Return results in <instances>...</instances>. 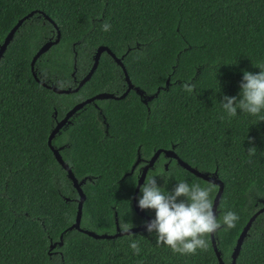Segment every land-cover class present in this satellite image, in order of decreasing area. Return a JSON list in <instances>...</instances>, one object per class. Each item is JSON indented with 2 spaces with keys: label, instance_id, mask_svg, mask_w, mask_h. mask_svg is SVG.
<instances>
[{
  "label": "trees",
  "instance_id": "obj_1",
  "mask_svg": "<svg viewBox=\"0 0 264 264\" xmlns=\"http://www.w3.org/2000/svg\"><path fill=\"white\" fill-rule=\"evenodd\" d=\"M32 10L0 58V264H220L210 234L205 248L181 255L156 245L146 230L94 238L67 229L78 192L47 143L55 116L98 91L121 94L124 81L121 68L103 51L77 91L57 93L40 84L31 58L56 37L43 13L61 35L34 63L40 80L74 87L73 77L88 71L103 44L123 55L135 85L156 93L146 105L132 90L120 99L107 98L101 102L103 116L87 104L52 138L54 146L66 143L59 152L76 178L85 177L81 226L113 233L115 216L118 224L144 223L132 204L136 168L123 175L138 148L149 158L157 148L173 145L181 159L216 172L224 183L217 218L231 209L239 220L230 229L221 225L214 236L223 260L230 261L242 227L264 204V120L247 113L221 119L217 101L222 94L238 95L241 70L255 72V65L264 63V0H0V43ZM104 22L111 25L108 31ZM185 82L193 84L191 91ZM163 162L173 176L167 189L184 179L209 187L213 199L217 185L174 158L159 155L146 176ZM156 181L162 184L161 177ZM250 196L258 197L255 203H249ZM143 210L152 218L153 210ZM61 233L63 244L50 248ZM130 239L138 241L139 253L129 248ZM235 264H264V211L250 225Z\"/></svg>",
  "mask_w": 264,
  "mask_h": 264
},
{
  "label": "clouds",
  "instance_id": "obj_2",
  "mask_svg": "<svg viewBox=\"0 0 264 264\" xmlns=\"http://www.w3.org/2000/svg\"><path fill=\"white\" fill-rule=\"evenodd\" d=\"M101 27L108 31L111 25L104 22ZM255 67L259 70H241L238 95L222 94L221 99L217 101L222 109L221 119L247 113L256 116V121L264 120V63ZM183 87L191 91L194 86L191 82H185ZM165 163H161L154 173L144 175L143 182L139 184L136 204L141 209L153 210L152 218L145 223V230L154 235L156 245H165L173 253L192 254L197 249L205 248V236L215 232L221 225L226 229L234 227L239 215L229 209L222 217L217 218L207 186L190 184L184 179H174V186L170 190L167 189L164 185L167 184L168 178L173 176L168 167L164 168ZM140 175L141 168L136 170V181ZM157 176L162 178V184L157 183ZM257 199L258 197L250 196L249 203H255ZM131 227L130 220L125 219L119 224L122 233L131 234ZM128 246L133 254L140 252L137 240L130 239Z\"/></svg>",
  "mask_w": 264,
  "mask_h": 264
},
{
  "label": "water",
  "instance_id": "obj_3",
  "mask_svg": "<svg viewBox=\"0 0 264 264\" xmlns=\"http://www.w3.org/2000/svg\"><path fill=\"white\" fill-rule=\"evenodd\" d=\"M35 12V10L29 11L28 13H26L25 15H23L22 17H20L16 23L9 29V31L7 32V34L5 35L4 39L2 40V42L0 43V58L7 46V44L9 43V41L12 39L16 29L18 28V26L21 24V22L23 21V19L31 16L33 13ZM41 13V12H40ZM43 16L48 19L49 21H51V23L54 25L55 29H56V37L54 39H48L46 40L37 50L36 52L33 54L31 61H30V68L32 71V74L34 76V78L39 81L40 84H42L43 86L52 89L54 92L57 93H71V92H75L78 90V88L80 86H82L91 76V74L93 73V71L95 70L100 54L103 51H107V53H109L111 55V57L114 59V61L120 65V67L122 68L123 72H124V77L126 79L127 82V88L125 89L124 92H122L121 94H115L113 92H108V91H102V92H98L95 93L92 96H89L87 98H85L84 100L77 102L76 104H74L66 113L65 115L60 118L59 120H57L55 126L51 129L48 137H47V143L50 147V149L52 150L56 160L59 162V164L66 170L67 172V176L68 178L72 181L73 186L76 188L77 192H78V198H77V209H76V214H75V218L73 223L67 228L68 230H71L73 228L82 231L94 238H113L115 236H119V235H123V234H127V233H122L119 230V224H118V219L115 216V231L113 233H98L94 230L91 229H87L81 226L80 222H81V216H82V206H83V202L85 200V193L81 187V185L84 183L85 181V177L78 180L76 178V176L74 175L71 167L69 166V164L63 159L60 151V147L54 146L51 143L52 138L55 136V134L60 130V128L69 121V117L75 113L77 110L81 109L86 103H89L90 101L97 99V98H113V99H120L123 98L126 93L133 87V84L129 78V75L126 71V68L124 66V63L122 61L123 55L121 56H117L115 55L106 45H98L95 53L93 54V61L92 64L90 66V68L88 69V71L86 72V74L81 77V79L77 82V85L74 87L68 86L66 88H61L59 86H57L54 83H46L44 80H40L35 72L34 69V63L36 61V59L45 51H47L52 45L56 44L59 39H60V29L58 28L57 24L45 13H43ZM169 84V79L166 80L165 85L167 86ZM134 90L140 95L142 101L144 103H147L148 100L152 99L153 96L156 94H146L144 92L143 89H141L138 86L134 87ZM56 113V110H55ZM162 154L165 158L171 159L174 158L175 161L177 162V164H179L181 167L185 168L186 170H188L189 172H191L192 174H194L197 177H200L203 180H206L208 182H211L215 185H217V190L213 196V210L214 212H216L217 215V208H218V204H219V200L223 191V186L224 183L223 181L217 176L216 172H205V171H201L199 169H197L194 166H191L188 162L184 161L183 159H181L177 153L174 151L173 149V145L172 147L169 148H157L152 155L144 160V164L141 166V175L140 177H138L136 185L134 187V191H133V195H132V204H133V209L135 211V213L137 215H140L142 217L145 218V222L138 224V225H133L130 228V232H137L140 230H145V223L151 219V217L149 215H147L143 209L139 208L136 204V199H137V194L139 191V184L143 182V177L144 175L146 176V173L148 171L149 168L153 167L154 162L156 161V159L158 158V156ZM141 161V157L139 154H137V157L135 158V161L132 163L131 168L128 172H126L123 176H126L130 173H132L135 169V167L137 166V164ZM167 167V162L165 163V168ZM264 211V204L262 206H260L258 209H256V211L254 213H252L250 215V217L248 218V220L246 221V223L244 224V226L242 227L235 245L231 251V258L230 261H224L222 256H221V252L220 250L217 248V243H216V239L214 236V232L210 234V240H211V244L214 250V253L218 259V262L220 264H235L236 261V257L238 256V253L240 251L242 242L247 234V231L250 227V225L252 224L253 220L255 219L256 215L259 214L260 212ZM62 235L63 233L60 234L59 236V240L58 241H54L52 243H50V248L55 247L56 245L61 246L63 244V239H62Z\"/></svg>",
  "mask_w": 264,
  "mask_h": 264
},
{
  "label": "flooded vegetation",
  "instance_id": "obj_4",
  "mask_svg": "<svg viewBox=\"0 0 264 264\" xmlns=\"http://www.w3.org/2000/svg\"><path fill=\"white\" fill-rule=\"evenodd\" d=\"M116 63V62H115ZM117 64V63H116ZM118 65V64H117ZM119 67H120V65H118ZM121 68V67H120ZM121 70H122V68H121ZM122 72H123V70H122ZM86 74V73H85ZM84 74V75H85ZM83 75V76H84ZM82 76V77H83ZM81 79V77L80 78H76L75 76L73 77V82H74V84H75V86L77 85V82L79 81ZM122 79H123V83H122V88H123V91L122 92H124L125 91V89L127 88V82H126V79H125V77H124V72H123V77H122ZM131 80V79H130ZM132 82V81H131ZM132 84H133V87L130 89V90H132V91H134L137 95H138V97H139V99L142 101V99H141V97H140V95L134 90V87L135 86H137V85H135L133 82H132ZM139 87V86H138ZM129 90V91H130ZM102 91H106V90H102ZM102 91H98V92H102ZM98 92H96V93H98ZM109 92V91H108ZM95 94V93H94ZM94 94H91V95H88V96H86V97H84V98H82V99H80L79 101H76L75 103H73L69 108H67L65 111H64V113H63V115L61 116V117H59V118H57V116H55L56 117V122H57V120H59L60 118H62L64 115H65V113L74 105V104H76L77 102H80V101H82V100H84L85 98H87V97H89V96H92V95H94ZM120 94V93H119ZM147 94V93H146ZM105 99H107V98H97V99H94V100H92V101H90L89 103H86L81 109H79V110H77L75 113H73L70 117H69V121L68 122H66L62 127H66V126H68L69 124H72L73 123V121H72V118H73V120H74V117H76V116H78L79 114H80V112L81 111H83L85 108H86V105L87 104H91L92 105V107H94V109L97 111V113L99 114V115H102L103 116V113H102V107H101V102H103ZM149 101V100H148ZM147 101V102H148ZM143 102V101H142ZM144 103V102H143ZM145 105L147 104V103H144ZM80 111V112H79ZM56 124V123H55ZM61 127V128H62ZM57 147H60V149H62V148H65L66 147V143H62L61 145H56ZM137 154H139L140 155V153H139V148L137 149ZM137 154H136V157H137ZM161 155V154H160ZM140 157H141V155H140ZM145 159H147V158H144V157H141V161L137 164V166L135 167L136 168V170L137 169H140L141 168V166L144 164V160ZM168 159V158H167ZM164 167H165V165H164Z\"/></svg>",
  "mask_w": 264,
  "mask_h": 264
}]
</instances>
